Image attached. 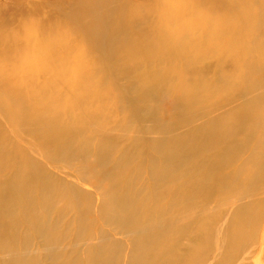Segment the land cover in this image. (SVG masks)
Segmentation results:
<instances>
[{
    "label": "bare ground",
    "instance_id": "obj_1",
    "mask_svg": "<svg viewBox=\"0 0 264 264\" xmlns=\"http://www.w3.org/2000/svg\"><path fill=\"white\" fill-rule=\"evenodd\" d=\"M72 19L80 40L36 19L0 33V264H264V0H139L128 14L76 0ZM122 76L142 105L165 88L182 110L143 119L104 86ZM20 132L44 144L41 161ZM77 155L87 172L112 166L85 173L97 202L56 174Z\"/></svg>",
    "mask_w": 264,
    "mask_h": 264
},
{
    "label": "rangeland",
    "instance_id": "obj_2",
    "mask_svg": "<svg viewBox=\"0 0 264 264\" xmlns=\"http://www.w3.org/2000/svg\"><path fill=\"white\" fill-rule=\"evenodd\" d=\"M75 1L76 0H0V33H6L9 31L12 32H17L20 31L22 28L21 20H32L36 19L35 22L39 23L42 28L43 32L46 33H51L59 30H68L71 29L72 33H75L72 38L75 40H80L81 33L77 32L76 33V28L74 27V21L72 19V16L75 11ZM106 2V7L110 9H117L121 10L124 13H129L130 7L133 3L138 2L139 0H102ZM251 4V3H250ZM255 8H259V4H252ZM233 10V6L230 4V6L223 7V9H215L214 13L215 15H224L227 13H231ZM147 18V19H146ZM144 22H143V27L148 28V30L153 28L155 17L154 15H150L146 17ZM264 25V23H262ZM136 25L132 24H125L124 29L127 30L128 33H134L137 29V27H134ZM141 27V26H140ZM37 33L40 35L39 31ZM77 35V36H76ZM2 46V43L0 42V47ZM93 58L92 56H90ZM207 62V61H206ZM209 66L213 67L215 61L210 59L209 62H207ZM206 65V71L204 70L201 73V78L202 80H205L207 82H211L214 80V74L215 70L214 68H208ZM224 65L227 67V63H224ZM186 67H188L186 65ZM180 69L184 70H189V68L185 69V65H181ZM225 70V69H224ZM194 77H197V74H200L199 72L196 71V69H192L190 71ZM106 72L105 71H100L98 73V76H103ZM130 79L127 78L126 76H122L119 78L115 83H106L104 86L106 88H109L113 90V92H120V94H123V96H128L131 97L132 99H135L137 95L139 94L138 86L129 81ZM165 98H164V97ZM136 100V101H135ZM134 104L136 106H141L143 108L142 114H143V119H156V118H162L164 119L167 115L166 114H158L156 116H152L153 113L159 111H170L171 112H178L182 110V107L179 105L175 104V99L174 96L170 94V92H167V89L164 88L162 93L158 94L157 97H149L147 100L146 105H142L138 99H135ZM32 101L26 100V103L31 106ZM119 103V105H118ZM124 104L122 102H118L116 100L111 99V108H110V114L112 115L113 118L119 119L124 115ZM164 106V107H163ZM123 107V108H119ZM170 109V110H169ZM181 109V110H180ZM223 109V108H222ZM103 122V120H101ZM144 123H149V122H144ZM105 126L103 127L104 129H107L112 125V122L110 121H104ZM11 125V124H10ZM9 126V125H8ZM15 126L12 125V127H9L12 130ZM127 126H124V129ZM128 129V127H127ZM116 133H119V130L117 129L115 131ZM157 133L154 132H149L148 135L151 137H155ZM79 138V137H78ZM14 139H16V144L20 147H26L30 149V152L33 153L34 157L38 158L40 160V156H43L45 154V146L44 144L38 143L35 138L32 135L25 134L24 132L18 133ZM122 144L126 145L128 144V140L126 137H123L122 139ZM92 157H89V162L91 163ZM78 160V161H77ZM41 161V160H40ZM82 157L77 155L76 157H73V162L74 164L72 165V168H67L68 170L64 169V163L61 161H58L54 164L56 169L58 170L56 174L60 175L63 177L65 180L71 179L77 182L79 185H82L84 187V190H87L88 193L94 194V199L97 202V196L98 193L91 186L90 183L86 182V177L85 173L87 172L85 168L82 166ZM8 165L4 168L3 174L6 176H12L14 174V168L13 164L16 163L13 159L7 162ZM98 169H101L102 172L104 173H109L112 169V166L110 163H105L99 166L98 168H92L89 170L87 173L88 174H93L95 171ZM85 170V171H84ZM53 176H56L55 174ZM72 183V182H71ZM96 193V195H95ZM99 197V196H98ZM71 213L67 212L63 216L64 221H68L71 218ZM103 228H109L111 229L115 225H107L106 223H101ZM117 237H122L119 232H116ZM116 237V238H117ZM35 243H41L39 239H36ZM78 252H84L86 251L85 249L87 248L86 246L83 245H78ZM33 250H36V247H34ZM64 258L61 259L63 262ZM254 264L256 263V259L252 258ZM257 264L258 261H257Z\"/></svg>",
    "mask_w": 264,
    "mask_h": 264
}]
</instances>
